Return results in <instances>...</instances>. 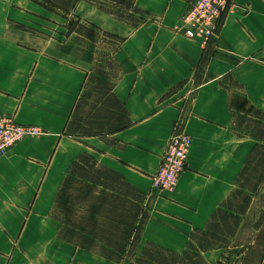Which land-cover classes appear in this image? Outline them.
<instances>
[{"label":"crops","instance_id":"obj_1","mask_svg":"<svg viewBox=\"0 0 264 264\" xmlns=\"http://www.w3.org/2000/svg\"><path fill=\"white\" fill-rule=\"evenodd\" d=\"M192 1L134 0L137 27L75 2L72 14L88 27L80 25L68 37L79 38L70 52L20 27L31 10L12 11L15 17L0 32V115L36 127L40 135L25 137L0 159V264H124L61 236L55 198L83 153L146 197L132 262L147 243L183 253L191 233L206 230L238 189L251 150L264 144L240 124L264 114V0H231L218 37L207 45L187 38L181 26ZM102 32L123 39L111 52L121 69L113 94L131 122L108 142L66 131L94 55L107 47ZM206 51L210 58L199 75ZM181 132L191 138L186 169L172 191L154 189L151 176L172 135ZM262 192L264 178L255 192L244 190L249 207L227 247L202 253L207 264H253L249 258L260 244L257 264H264Z\"/></svg>","mask_w":264,"mask_h":264},{"label":"trees","instance_id":"obj_2","mask_svg":"<svg viewBox=\"0 0 264 264\" xmlns=\"http://www.w3.org/2000/svg\"><path fill=\"white\" fill-rule=\"evenodd\" d=\"M30 1L65 20L66 36L78 30L81 19L72 14L74 0ZM85 1L121 23L137 27L141 22L135 17L140 12L134 9V0ZM101 34L107 47L95 53L93 72L85 80L66 131L78 136H97L108 142L106 137L129 127L131 122L127 111L113 94L121 69L111 52L123 39L107 32ZM209 58L206 51L199 75ZM243 123V128L264 143V114L248 122L240 119V124ZM263 178L264 144H256L237 178L238 189L213 213L206 230L191 233L183 253L147 243L140 257L132 262L147 216L140 207L146 197L127 184L122 175L99 165L91 155L83 153L68 168L67 178L55 198V207L62 215L61 236L71 244L118 263L207 264L202 253L228 246L226 238L234 235L240 216L245 214L251 202L244 190L255 192Z\"/></svg>","mask_w":264,"mask_h":264},{"label":"built area","instance_id":"obj_3","mask_svg":"<svg viewBox=\"0 0 264 264\" xmlns=\"http://www.w3.org/2000/svg\"><path fill=\"white\" fill-rule=\"evenodd\" d=\"M231 0H193L184 14V34L189 39L201 38L205 45L214 41L221 27L222 18L228 12ZM40 130L20 125L8 115H0V159L27 136H38ZM191 138L184 132L172 135L160 157V165L151 176L152 188L173 190L179 175L186 169Z\"/></svg>","mask_w":264,"mask_h":264},{"label":"rangeland","instance_id":"obj_4","mask_svg":"<svg viewBox=\"0 0 264 264\" xmlns=\"http://www.w3.org/2000/svg\"><path fill=\"white\" fill-rule=\"evenodd\" d=\"M81 1H85V0H74V3L75 2L78 3ZM36 6H33L31 3L29 4L27 0H0V32H2V29H6V26L9 25V22H11L9 19H11L12 17H15V14H13L12 11H14L17 7H24L28 10H31L32 12L31 14H29V16L27 17V21H25L24 24L19 23L21 28H23L24 30L33 31L36 34H39L47 38L51 37L52 39L57 40V43L62 49H65L66 51H69V52L73 51L76 48L75 46L77 45L76 40H79V38H77V36H72V38L68 39L70 35L66 36L67 35V30H66L67 22L65 20H62L59 17H55V15L43 10L42 8L40 9L39 6H38L39 8ZM188 8L189 6L185 9L184 13L181 16V20H180L181 26L183 27L184 30H185L184 14L187 12ZM225 15L222 18V22H223V19L225 18ZM80 25L83 27H88L87 26L88 24L87 23L85 24L83 21H81ZM218 28H219L218 30H220L221 27H218ZM218 35H219V31H218ZM94 57L96 58V55H94ZM263 197H264V192L261 193L258 199V203H257L258 206L264 205ZM262 232L264 233L263 230ZM263 240L264 238L260 237L259 242L262 243ZM242 241H245V239H243ZM261 249H262V246L260 244L259 246L255 248V253L251 254L249 260H251L253 264H257V262L259 261V257L261 255L260 254Z\"/></svg>","mask_w":264,"mask_h":264}]
</instances>
